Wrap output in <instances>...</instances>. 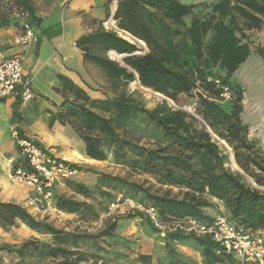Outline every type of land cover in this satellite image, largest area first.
<instances>
[{"label": "trees", "instance_id": "obj_1", "mask_svg": "<svg viewBox=\"0 0 264 264\" xmlns=\"http://www.w3.org/2000/svg\"><path fill=\"white\" fill-rule=\"evenodd\" d=\"M6 1L0 9V29L19 26L23 9L35 18L34 0ZM114 18L122 29L142 40L147 50L138 53L143 51L139 44L103 27L82 36L78 45L84 59L109 77L115 92L97 98L70 85L71 95H65L56 119L82 139L85 157L104 161L112 156L115 162L154 181L96 172V182L89 186L78 178L84 167L75 164L78 174L64 182L84 199L54 191L53 207L95 221L109 204L131 198L136 204L154 207L161 223L189 219L209 223L214 218L206 209L220 202L230 211L235 226L264 231V148L249 136L243 119L244 88L231 80L253 50L264 60V45H255L249 34L264 26V0L194 4L118 0ZM109 51L125 54L123 63L110 58ZM209 75L221 77L231 86V100L219 98L218 90L206 81ZM136 79L167 99L148 107L139 91L128 89ZM199 87L202 92L196 91ZM181 96L194 99L193 112L169 103L172 100L178 105ZM219 141L229 146L237 170L231 167V154ZM173 187L178 189L176 193ZM120 193L124 197L118 198ZM128 208L132 213L121 218L144 217L154 232H159L144 211ZM20 223L45 237L0 244V252L17 256L14 264H25L27 258H38L36 264H88L90 257L96 264L107 251L100 240L109 246L121 243L128 247L130 243L118 232V217L107 218L96 234L67 231L34 215L23 203L0 200V227L9 231ZM161 238L165 264H187L189 257L176 246L188 242L201 250L204 264L225 261V256L216 254L209 234L176 229ZM85 243L89 248L81 247ZM108 254L110 259L127 256L120 249ZM138 258L149 263L152 255L140 254ZM0 264L9 263L0 258Z\"/></svg>", "mask_w": 264, "mask_h": 264}, {"label": "crops", "instance_id": "obj_2", "mask_svg": "<svg viewBox=\"0 0 264 264\" xmlns=\"http://www.w3.org/2000/svg\"><path fill=\"white\" fill-rule=\"evenodd\" d=\"M113 8V0H34L35 18L31 21L39 40L26 47L16 44V38L22 33L21 24L0 29V42L5 45L6 54L24 53L23 76L32 80L34 93L30 100L23 101L18 89L0 100V200L23 203L36 216L43 217L47 212L29 204L33 188L14 181L10 176L13 167L20 162L17 143L12 136L14 129L54 154L71 159L72 151H77L84 156L83 160H91L85 158V144L76 150L71 142L56 135V132H64L69 126L60 124L55 114L65 95H71L70 85H77L97 98L103 97L104 92L109 93V89L115 92L113 82L100 68L84 59L78 45L82 36L104 28L103 22ZM263 30L264 26L261 30L249 32L251 39L257 38L260 45H264V42H259V34ZM139 42L145 45L146 51V44L142 40ZM252 55L255 63L248 61ZM258 62L262 64L258 70L264 69V60L253 50L231 80L241 84L242 81H251L253 75L255 80H259L253 68ZM243 106V119L249 127V136L258 139L264 148V109L258 101L248 103L245 92ZM61 184L58 183L54 191L58 192ZM220 209L230 218L227 208L221 206ZM224 258V263L235 260L232 255Z\"/></svg>", "mask_w": 264, "mask_h": 264}, {"label": "built area", "instance_id": "obj_3", "mask_svg": "<svg viewBox=\"0 0 264 264\" xmlns=\"http://www.w3.org/2000/svg\"><path fill=\"white\" fill-rule=\"evenodd\" d=\"M117 3L118 0H113L114 8L104 20V28L131 43L139 42L136 37L122 29L114 18ZM19 16L22 20V33L16 38V44L26 47L31 43H37L39 38L31 22L30 11L23 9L19 12ZM143 49L138 53L144 52L145 48ZM122 55L125 56V54ZM24 60L23 52L7 55L5 45L0 42V100L18 89L24 101L33 97L32 80L23 76ZM206 81L214 85L222 101L233 98L231 86L221 77L209 75L206 77ZM196 91L202 92V88L199 87ZM12 136L17 143L20 162L13 167L11 178L33 188L34 194L29 198L31 206H38L47 211L57 210L50 204L54 189L58 183H63L66 179L78 174L79 169L75 164L79 163L50 152L35 140L21 134L17 129L12 130ZM125 203L144 211L152 223L164 231L182 229L195 232L198 235H211L216 244L217 255L234 256V261L228 260L223 264H264V231H252L237 227L225 215H219L209 223L189 219L186 224L183 221H174L169 225H164L158 220L154 207H144L129 199H125L123 204ZM115 205L119 206L114 203L113 206Z\"/></svg>", "mask_w": 264, "mask_h": 264}, {"label": "rangeland", "instance_id": "obj_4", "mask_svg": "<svg viewBox=\"0 0 264 264\" xmlns=\"http://www.w3.org/2000/svg\"><path fill=\"white\" fill-rule=\"evenodd\" d=\"M185 3H195V2H212L216 0H182ZM7 1L6 0H0V9H3L6 6ZM12 27V26H11ZM10 28V27H8ZM260 43L264 42V30L260 32ZM254 42L258 44L257 38L254 39ZM139 46H142L144 48V44L137 42ZM110 57L114 58L115 60L123 63V60L120 61L117 58L113 57L112 54H109ZM253 58V59H252ZM252 58H249V62L255 63V58L252 55ZM254 60V61H253ZM260 64H254L253 68L254 71L257 72L255 76H258L259 80H255L254 75L252 76L251 81H242L241 84L244 87L245 96L247 99V102H256L258 101V104L260 103L262 109H264V84L261 83V79L264 77V69L260 68ZM259 66V67H258ZM259 71V72H258ZM137 79L128 85V89L131 92L139 91L141 93V97L146 103L148 107H154L159 101L165 99L164 96L160 93L154 92L152 90L151 93L147 91L148 88H143L141 85L137 83ZM139 82V81H138ZM264 82V79H263ZM71 93V92H70ZM114 92L109 89V93L104 92L103 94H110L112 95ZM138 95V94H137ZM23 100V99H22ZM24 101V100H23ZM169 103L173 106H181L182 108L192 111L194 107V99L188 98L186 96L180 97V103L177 105L174 101L169 100ZM250 105V104H248ZM60 109H57V112L55 114V117L57 116V113ZM66 130L63 132H56V135L59 137H62L64 141L70 143L71 146H74L76 150L81 148L82 145H84V142L82 139L74 132V130L69 126L65 128ZM76 143V144H75ZM219 144L222 148L227 149V152L231 154V167L235 170L238 169V166H234L233 161V155L231 153V150L229 146L219 141ZM87 158V157H85ZM75 160L78 159L76 162H78L81 166L84 167L82 173L78 177L81 181L85 182L89 186H93L96 182V172H107L115 175H126L132 180L142 181L144 179H149L151 181H154L153 178H151L148 175L141 174L136 170H132L131 168L119 164L115 162L112 156H109L107 160L104 161H98L95 160H83L81 158H74ZM74 161V160H73ZM178 189L176 187H173V192L176 193ZM59 193H63L67 196H73L77 199H84L83 196L73 192L65 182H63L59 188ZM120 196L124 197L121 193L118 194V198ZM99 198V197H98ZM129 199V198H127ZM125 199L121 200L120 202H116L115 204H119V206L115 205L114 203L109 204V208L107 211L100 215V217L95 221H89L86 219L80 218L76 214H70L66 213L61 210H49L47 211L43 217L38 215L39 218H47L50 222H52L55 226L59 228H63L67 231H78V232H87L90 234H96L99 232L106 223V219L109 217H118L119 219V228L118 232L121 233L123 236H125L127 239H129L130 243L129 246L126 247L124 244H114L112 246H109L106 242L103 240H100V244L105 247L107 251H103L102 255H104V258L101 260H98L96 264H114V263H120V264H160V262L166 263L167 259L165 258V253L161 249L163 246L162 238L166 231L170 230H162L159 228V232H154V230L147 224L144 217H137L132 220H126L124 218H121V216H124L131 212V210L128 207H132L129 203L123 204ZM130 201L136 203L133 199H129ZM223 206L225 209L226 207L220 203L216 202V205L212 208L206 209L207 213L213 216V218L224 215L223 211L220 207ZM132 213V212H131ZM120 217V218H119ZM188 220H186L184 223L186 224ZM164 225H169L170 223H162ZM1 228V227H0ZM2 229V228H1ZM188 233V231H185ZM0 244L2 243H21L27 239L30 238H39L43 239L45 236L40 235L39 233L35 232L34 230L30 229L27 225L24 223H20L18 226L11 228L9 231H2L0 232ZM117 245V246H116ZM87 243L81 245L83 249H87ZM177 249L186 254L189 257V260L187 264H204L203 257L201 254V250L194 245V243L188 242V243H182L178 244ZM114 249H120L125 254H127L126 257L121 259V257L118 256L116 259H110L112 255L108 254L109 251ZM140 254H148L152 255V260L149 263H143L138 258ZM0 258L9 264H14L17 262V256L10 254L6 251L0 252ZM38 261V258H27L25 261V264H36ZM92 258L90 257L88 264H93ZM193 261V262H192Z\"/></svg>", "mask_w": 264, "mask_h": 264}, {"label": "bare ground", "instance_id": "obj_5", "mask_svg": "<svg viewBox=\"0 0 264 264\" xmlns=\"http://www.w3.org/2000/svg\"><path fill=\"white\" fill-rule=\"evenodd\" d=\"M111 54L113 55V57L117 58L118 60H120V61L123 60V56H120L118 53H116V52H114V51H111ZM260 70H261V69H260ZM137 83L140 85V83H139L138 81H137ZM143 88H144V87H143ZM147 91H148L149 93L152 92L151 89H147ZM221 142H222V141H221ZM69 158H71V159H74V158H81V159H83L84 156H83L81 153L77 152V151H72V154H71V156H69ZM233 163H234V162H233ZM234 166L236 167L237 165L234 163Z\"/></svg>", "mask_w": 264, "mask_h": 264}, {"label": "water", "instance_id": "obj_6", "mask_svg": "<svg viewBox=\"0 0 264 264\" xmlns=\"http://www.w3.org/2000/svg\"><path fill=\"white\" fill-rule=\"evenodd\" d=\"M120 56H124L122 54H120ZM136 78H138V75L136 74ZM143 87V86H142ZM158 93V92H157ZM165 99H167L166 97H164ZM223 142V141H222ZM225 143V142H224Z\"/></svg>", "mask_w": 264, "mask_h": 264}]
</instances>
